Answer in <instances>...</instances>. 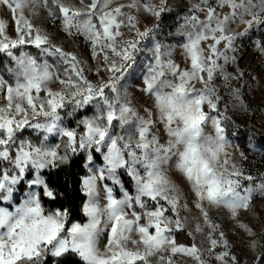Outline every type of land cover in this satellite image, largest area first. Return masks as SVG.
Returning a JSON list of instances; mask_svg holds the SVG:
<instances>
[{
  "label": "snow or ice",
  "instance_id": "1",
  "mask_svg": "<svg viewBox=\"0 0 264 264\" xmlns=\"http://www.w3.org/2000/svg\"><path fill=\"white\" fill-rule=\"evenodd\" d=\"M165 4L166 0H160L159 4L153 0L127 3L89 0L83 8H77L65 0H0V6L12 14L18 34V38H10L6 34V21L0 19V52L7 53L16 64L15 69H10L14 84L0 78V99L4 101L0 104V159L13 166L0 169V200L11 201L15 185L23 174L32 170L36 176L30 184L41 188L30 191L14 211L0 207V264H42L49 254L61 257L69 252L79 255L84 264H175L173 257L177 254L190 257L195 264H208L200 247L195 243L177 244L174 235L187 228L189 217L181 216V211L190 212L191 208L166 168L173 157L175 171L191 185L196 198L194 207L199 213L193 218L195 227L188 235L195 239V233H204L199 222L202 219L210 229L205 237L210 245L208 256L221 264H239L225 233L210 219L205 202L209 206L226 207L236 219L240 210L250 209L254 195L264 197V181L256 186L244 185L242 181L254 178L245 175L229 159L226 151L229 140L224 127L229 117L220 112L223 98L216 81L222 80V87L231 89L230 95L240 100V89L233 88L232 81L241 79L244 73L233 75L227 70L229 65L236 64V56L230 53L236 52L238 33L232 26L245 24L247 31L253 25H264V0H259V4L253 0H199L193 4L180 33L185 37L179 45L185 67L172 59L173 46H162L159 42L153 45L155 64L144 77L143 91L156 98L159 120L170 137L162 143L161 137L152 132L156 123L152 112L145 110L146 116H140L118 84L139 43L152 32V29L140 30L139 13L159 17L166 10ZM40 9H47L49 16L60 19L68 35L86 38L92 57H102L106 65L98 67L96 75L101 71L120 75L93 84L85 75L84 62L75 53L52 43L47 33L26 18L25 10L35 16ZM197 13H203L204 18ZM245 16L251 19L246 20ZM125 30L134 36L123 39ZM255 43L258 51L264 53V42ZM24 44L57 56L59 63L66 66L63 78L51 70L53 66L47 61L38 63L37 58L27 53L14 55L12 49ZM55 83H59L60 90H53L51 85ZM197 84L202 87L198 88ZM106 90L115 96H109ZM93 101H97L96 114L79 122L85 132L78 136L75 130L63 125L60 109L72 104L75 111ZM241 107L247 106L241 104ZM38 118H43L42 122H30ZM114 121L122 128L132 126L127 135L114 134ZM209 121L213 132L206 134L204 126ZM25 126L58 134L62 139L66 137L64 154L58 151L60 144L46 143L47 135L39 146L18 141L17 132ZM13 144L17 145L15 155L11 153ZM77 148L95 151L106 148L107 178L120 184L116 173L124 169L135 181L136 195L125 192L122 199H117L113 189L105 186L107 202L101 206L97 181L106 178L101 169L99 177L92 175L83 181L88 197L83 207L87 222L71 223L66 228L67 210L46 213L42 206V197L56 201L61 193L45 181L40 170L67 163L68 152L75 153ZM138 165L144 169L143 175ZM12 170H18V174L11 175ZM238 227L255 235L247 225L238 222ZM105 234L107 239L101 246ZM220 246L224 250L215 253Z\"/></svg>",
  "mask_w": 264,
  "mask_h": 264
},
{
  "label": "rangeland",
  "instance_id": "2",
  "mask_svg": "<svg viewBox=\"0 0 264 264\" xmlns=\"http://www.w3.org/2000/svg\"><path fill=\"white\" fill-rule=\"evenodd\" d=\"M65 2L73 4L77 8H83L84 4H87L89 0H84V4L81 3V0H65ZM118 2L127 3L128 0H118ZM153 2L159 4L160 0H153ZM195 3H199V0H166V4L164 5L166 10L163 11L159 17H153L144 12L139 13L140 23L138 26L140 30L152 29V32L139 43L137 50L133 53V60L129 62L130 66L125 68L123 77L118 84L121 93H127L131 106L137 110L140 116H146L145 110L152 112V118L156 121L152 128V132L161 137L162 143H166L170 137L167 136L163 122L159 120V110L155 96L143 91L145 87L144 77L148 75L149 68L155 64V57L152 49L153 45L157 42L162 46H173L175 51L173 52L172 59L182 67L186 66L184 57L181 54L182 50L179 48V45L185 41V37L180 33L184 30L181 26L185 23V17L190 15L188 10ZM253 3L259 4V0H253ZM254 10L258 11V9ZM132 12L133 14H137L135 9H132ZM197 14L200 15L201 19L204 18L203 13ZM25 16L27 19L31 20L36 27L41 28L43 32L47 33L52 43L62 47L67 52L75 53L77 57L84 62V67L86 69L85 75L93 84L107 82L112 76L120 75L119 73H109L106 71H101L99 75H96L95 71L98 67H106V65L103 64L102 57L94 59L92 57L90 44L86 38L82 35H68L65 33L63 31L62 21L60 19H53L49 16L47 9H40L38 15L35 16H33L30 10H25ZM0 19H4L7 23L6 34L12 39L18 38V34L15 31L13 16L9 10L3 6H0ZM245 19L249 20L251 16H245ZM232 27L234 31L238 33L235 41L236 52L230 53V55L236 56V64L229 65L227 70L233 75H236L238 72H243L244 75L241 79L232 81L233 88L240 89L239 101L230 95L231 89L222 87V80L218 79L216 81V84L221 86L220 94L223 98L219 105V109L222 114H226L229 117V119L225 121L224 127L233 135V137L227 136L229 147L226 151L229 154V159L231 163L239 167L245 175H251L254 178L253 181L244 180L242 183L246 186H256L264 181V53L258 51L255 42L258 40L264 42V25H253V27L247 29V31H245L247 28L245 24H234ZM132 36H134V33L130 34L125 30L123 39H129L132 38ZM12 51L14 55L27 53L37 58L38 63L47 61L53 66L51 70L59 72L63 78L64 68L66 66L59 63V58L57 56H50L43 53L41 49L36 48L32 44L20 45L18 48L12 49ZM0 56L6 57V61L2 64V67H0V78L14 84V76L10 69H15V61L5 52H0ZM112 59L118 58L112 57ZM51 87L56 91L61 88L59 83L52 84ZM197 87H202V85L197 84ZM165 91L169 90L165 89ZM106 93L109 96H115V93H111L110 90H106ZM3 103L4 101L0 99V104ZM96 103L97 101H93L75 111H73L74 105L67 104L65 108L59 110L63 116V125L75 130L79 136V134L86 131L84 125L79 122L86 118H91L96 114ZM241 104L247 107H241ZM225 105H227V108H225ZM205 110L210 111L207 108ZM67 113H71V115ZM211 115L215 116L216 113L211 112ZM42 120L43 118H38V120H30V122H42ZM114 125L113 132L118 136L127 135L128 130L132 127L130 125H125L122 128L118 121H114ZM204 130L206 134L213 132L210 121L205 124ZM45 135L48 136L46 143L49 146L60 144L58 151L60 154H64V142L67 138L65 137L62 139L58 134H49L40 129L25 126L22 130L17 132V140L31 142L39 146L40 143L43 142V137ZM235 137H239V141H237ZM16 148L17 145L13 144L11 148V153L13 155H15ZM106 151V148H102L100 151H95L94 148H77L75 153L71 151L68 152V161L77 154H84L86 156L88 175L84 177L83 181L92 175L99 177L100 170H104V176L106 178L98 179L97 181L101 206L107 202L104 198L106 194L105 186L113 189V196L117 199H122L125 192L132 196L136 195L135 181L124 169H118L116 173L121 181L120 184H115L110 178H107L109 173L107 171L106 161L104 160ZM96 156H98L99 160ZM89 157H91V159H89ZM125 158L128 159L127 156ZM175 159L176 158L173 157V160L170 161V164L166 166V168H168L169 175L178 182L186 197L188 206L191 208L190 212L181 211V216L189 217V224L184 231L174 233L177 244L191 246L195 243L204 251V259L208 261V264H221L220 261L215 260L213 257H209L207 254L210 245L206 242L205 237L210 229L204 226V221L202 219L199 222L201 226L204 227V233H195V239L188 235V231L195 227L196 221L193 218L197 217L199 213L194 207L196 198L191 190L190 183L186 181L181 174L175 171ZM60 164L64 163H59V165ZM137 167L143 175L144 169L140 168L139 165ZM230 167L231 165H229V168ZM12 168L13 166L8 161L0 159V169ZM46 169L40 170L44 179L43 172ZM17 174L18 170L11 171V175ZM28 175H32V178L28 179ZM122 175L130 177L132 180L134 189L133 194L128 192L127 186L124 185ZM35 176V170L23 174L20 183L15 185L11 201L0 200V207H6L3 206L4 204L11 205V209L9 207L6 208H8L9 211H14L16 207L23 203L30 191H39V187L30 184V181L34 179ZM25 183L27 188L23 195L20 196V189L23 185L25 186ZM115 190L118 196L115 195ZM17 197H21V202L19 204L16 203ZM87 203L88 197L85 204ZM205 207L208 208L210 219L220 226L219 230L225 233L231 246V253L237 257L239 264H261L262 259H264V197L258 194L254 195L250 209L247 211L240 210L236 219L232 218L230 211L226 207L209 206L207 202H205ZM238 222L247 225L255 235H249L244 228L238 227ZM106 239L107 236L105 234V236L101 238V246L106 242ZM253 243H255V247L252 246ZM223 250V247L220 246L217 247L214 252L220 253ZM73 256L81 259L79 255L72 252L66 253L61 257H53L49 254L43 259L42 264L49 257L61 260ZM173 260L175 264H195V261L190 257L182 254H177L173 257Z\"/></svg>",
  "mask_w": 264,
  "mask_h": 264
},
{
  "label": "trees",
  "instance_id": "3",
  "mask_svg": "<svg viewBox=\"0 0 264 264\" xmlns=\"http://www.w3.org/2000/svg\"><path fill=\"white\" fill-rule=\"evenodd\" d=\"M6 57L0 56V67L4 62ZM228 137H233L229 130H226ZM239 141V137H235ZM96 158L99 160L98 156ZM45 181L49 182L50 185L55 186V188L61 193L60 197L56 201H52L47 197L41 198L42 206L45 211H55L57 209L67 210L69 212L68 223L66 226H70L71 223H85L87 217L83 212V207L87 201V195L83 188V179L88 175L87 168V158L84 154H77L73 156L67 163L60 164L56 168L49 167L43 172ZM32 178V175H28V179ZM124 185L127 186V190L130 194H133L134 189L132 186V180L130 177L122 175ZM27 185L20 189V196L23 195L26 190ZM41 191V188L39 189ZM115 190V195L118 196ZM21 202V197H17L16 203ZM12 208L11 205H3ZM84 264L79 258L68 257L61 260L49 257L43 264Z\"/></svg>",
  "mask_w": 264,
  "mask_h": 264
}]
</instances>
